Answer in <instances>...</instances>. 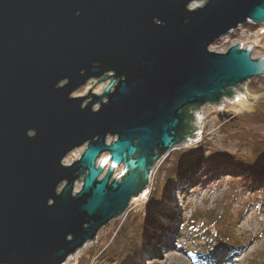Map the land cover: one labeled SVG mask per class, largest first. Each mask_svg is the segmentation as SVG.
I'll return each mask as SVG.
<instances>
[{
    "label": "water",
    "instance_id": "obj_1",
    "mask_svg": "<svg viewBox=\"0 0 264 264\" xmlns=\"http://www.w3.org/2000/svg\"><path fill=\"white\" fill-rule=\"evenodd\" d=\"M250 23L264 0H0V264H66L148 193L199 111L264 78L252 47L210 51Z\"/></svg>",
    "mask_w": 264,
    "mask_h": 264
},
{
    "label": "rangeland",
    "instance_id": "obj_2",
    "mask_svg": "<svg viewBox=\"0 0 264 264\" xmlns=\"http://www.w3.org/2000/svg\"><path fill=\"white\" fill-rule=\"evenodd\" d=\"M239 28L229 33L227 38L216 42L210 51L224 54L241 44L245 49L252 47L253 59L264 58V25L250 23ZM97 82H90L73 97L88 96L92 88L93 94L101 95L111 83L96 84ZM242 88L244 94L238 91L239 95L235 97L237 100L225 102V109L207 106L196 114V127L200 126L201 135L195 136V141L191 144L187 143L176 149L159 164L152 175L147 195L132 201L123 216L105 226L97 239L72 256L67 264H118L112 256L113 260L109 261V250L118 248V244L122 243L121 233L125 228H130V236L142 230L151 194L167 188L170 183L175 184L173 178L181 172L177 173L176 170L171 176L168 173L176 168V155L194 150L198 153L196 152L193 166L201 160L198 171L190 179L178 181L175 189L168 192L171 196L167 204L170 213L157 233L159 238L142 241L141 246L145 251L140 254V258L138 256L132 260V264H212L218 257L227 259L219 264H264V189H261L264 184L251 185L247 180V173L232 174L228 167L219 175L211 171V174H202L199 180L195 179L199 177L198 173L206 162L224 160L227 155L239 157L238 159L241 157L244 162L257 159L259 153L257 154L254 142L256 139H264V118H260L258 112H264V78L254 79L240 89ZM223 113L232 115L235 120L220 121L218 115ZM110 143L112 140L108 139V144ZM85 149L84 147L70 154L64 164L72 165ZM106 157L104 155L99 162ZM229 164L236 165L232 162ZM122 170L123 168L116 170L114 177L121 175ZM187 172L189 171L184 169L182 173ZM81 188V183L76 184V192ZM214 214L220 217L215 229L218 236L222 237V242L206 246L193 240L194 237L187 231L188 223L198 216L208 218ZM162 238L166 239V244L161 248Z\"/></svg>",
    "mask_w": 264,
    "mask_h": 264
},
{
    "label": "trees",
    "instance_id": "obj_3",
    "mask_svg": "<svg viewBox=\"0 0 264 264\" xmlns=\"http://www.w3.org/2000/svg\"><path fill=\"white\" fill-rule=\"evenodd\" d=\"M260 114V118H264V112L261 110L258 111ZM257 114V113H256ZM263 115V116H262ZM256 139L254 144L257 149V159L252 162H244V160L240 157H233V155L225 156L224 160H217L206 162L204 164V168L198 173L197 178L200 179L202 174H211V171H215L216 174L222 173L224 168H229L232 174L234 172H244L247 173V180L251 182L249 184H264V139L257 141ZM197 151L191 152H183L176 155V168L173 170H169V175H173L176 170L177 173L180 172L173 178L175 184H168L163 190L155 191L151 194L149 203L146 205V211L144 213V226L142 230H139V234H135L130 236L129 229L125 228L121 233L122 243L118 244V248H112L109 250L107 257L110 260L116 258L118 264H132V260L137 258L140 254H143L145 249L142 248L141 243L142 241H146L147 239H156L159 238L157 233L161 230V226L163 225L164 221L168 217L170 210L168 207V201L170 193H168L172 188L178 185V181L188 180L190 179L191 175L196 174L195 172L199 169V163L201 160L193 166L196 160V153ZM230 162L236 164L232 166L229 164ZM186 169V174L182 173L183 170ZM172 181V180H171ZM177 181V182H176ZM261 181L262 183H259ZM246 186V185H245ZM250 185H248L249 187ZM261 189H264V185H262ZM170 196V197H169ZM168 198V200H167ZM167 200V201H166ZM220 221V217L217 215H212L211 217L204 218L202 216H198L188 223L187 231L194 237L193 240L197 242H202V244L206 246H215L218 242H222V237L218 236L216 232V225H218ZM132 224V223H131ZM127 229V230H126ZM121 232V231H120ZM220 244V243H219ZM141 246V247H140ZM112 256V257H111ZM106 257V256H105ZM106 257V258H107ZM107 258V259H108Z\"/></svg>",
    "mask_w": 264,
    "mask_h": 264
},
{
    "label": "bare ground",
    "instance_id": "obj_4",
    "mask_svg": "<svg viewBox=\"0 0 264 264\" xmlns=\"http://www.w3.org/2000/svg\"><path fill=\"white\" fill-rule=\"evenodd\" d=\"M237 95H239V94H238V91H237ZM212 108H213V107H212ZM197 116H198V115H197ZM181 147H182V146H181ZM178 148H179V147H177L176 149H178ZM160 164H162V163H160ZM144 195H147V193H145ZM144 195H143V196H144ZM143 196H142V197H143ZM133 201H134V200H133ZM163 236H164V235H163ZM165 236H166V234H165ZM162 241H163V242H162V246H161V248H162V247H165V244H166V243H165L164 241H166V239H165V238H162ZM219 258H220V257H218L215 261H213L212 264H219V263H221V262H225V260H227V259H221V258L219 259ZM228 261H229V260H228ZM67 262H68V261H67ZM66 264H67V263H66Z\"/></svg>",
    "mask_w": 264,
    "mask_h": 264
},
{
    "label": "built area",
    "instance_id": "obj_5",
    "mask_svg": "<svg viewBox=\"0 0 264 264\" xmlns=\"http://www.w3.org/2000/svg\"><path fill=\"white\" fill-rule=\"evenodd\" d=\"M239 29H240V28H239ZM239 29H238V30H239ZM230 35H231V34H230ZM227 36H228V35H227ZM224 38H227V37L225 36V37H223L222 39H224ZM222 39H220V40H222ZM220 40H219V41H220ZM242 46L244 47V45H242ZM244 49H245V47H244ZM235 97H236V96H235ZM235 100H237V99L234 98V101H235ZM225 102H226V103H229L228 100L224 101V102L220 105L219 110H220V109H222V110L225 109V105H224Z\"/></svg>",
    "mask_w": 264,
    "mask_h": 264
}]
</instances>
